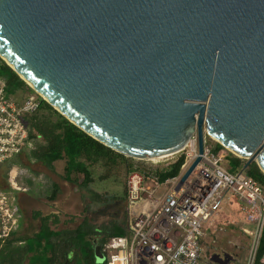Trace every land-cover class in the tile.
<instances>
[{"label": "water", "instance_id": "water-1", "mask_svg": "<svg viewBox=\"0 0 264 264\" xmlns=\"http://www.w3.org/2000/svg\"><path fill=\"white\" fill-rule=\"evenodd\" d=\"M0 58L126 158L175 155L196 136L181 186L206 138L264 173V0H0Z\"/></svg>", "mask_w": 264, "mask_h": 264}, {"label": "built area", "instance_id": "built-area-1", "mask_svg": "<svg viewBox=\"0 0 264 264\" xmlns=\"http://www.w3.org/2000/svg\"><path fill=\"white\" fill-rule=\"evenodd\" d=\"M36 95L18 105L6 95V82L0 76V166L23 153L29 139L25 117L40 109ZM205 144L200 163L185 182V174L198 158V141L193 137L180 153L185 157L180 174L160 182L152 173L165 166L135 169L127 181V234L113 237L101 246L107 264H236V256L204 254L203 224L217 215L223 198L231 194L238 199L252 229L240 228L248 241L246 263L254 264L264 225V189L243 172L230 174L222 159ZM164 158L154 159L163 160ZM153 161V160H152ZM12 188L21 191L18 181ZM17 230L13 204L0 191V247Z\"/></svg>", "mask_w": 264, "mask_h": 264}, {"label": "trees", "instance_id": "trees-1", "mask_svg": "<svg viewBox=\"0 0 264 264\" xmlns=\"http://www.w3.org/2000/svg\"><path fill=\"white\" fill-rule=\"evenodd\" d=\"M0 76L6 82L7 97L13 99L18 105H22L26 99L33 95H36L41 103L38 112L25 117L29 130L27 143L34 142L39 137L44 141L43 144L37 145L30 152V159L42 163L52 171H54L56 162L64 161L63 179L79 189L87 191L94 205L110 204L111 198L102 196L90 189L93 177L87 163L94 165L104 162L109 170L111 167H115L119 160H122L128 174L135 169L146 171L144 167H135L129 162L131 159L105 147L62 117L22 81L1 58ZM24 96L26 97L23 102H17ZM54 116L56 119L52 118ZM222 151L225 149L218 143L211 147V152L215 156ZM225 162L227 163L226 170L230 174L243 172L247 177L257 181L264 189V173L256 163L251 164L244 171L243 167L246 161L230 152H228ZM184 163L185 157L178 156L173 162L153 170L152 173L160 182H165L177 177ZM106 178L105 175L101 179ZM58 193L59 186L54 184L49 199L55 200ZM125 195L127 196V191ZM34 218L40 220V231L24 247L15 246L13 237L1 246L0 264H25L27 260H30L29 264H96L95 241L102 246L113 237L127 234V228L124 226H114L109 231H93L87 223H83L73 230H54L52 225L59 223L57 216H43L41 213H35ZM229 228L233 229V226L231 225ZM209 233L212 231L209 230ZM97 234L102 238L99 236L100 238L95 239ZM31 255H34V258H31ZM254 264H264V225Z\"/></svg>", "mask_w": 264, "mask_h": 264}, {"label": "rangeland", "instance_id": "rangeland-1", "mask_svg": "<svg viewBox=\"0 0 264 264\" xmlns=\"http://www.w3.org/2000/svg\"><path fill=\"white\" fill-rule=\"evenodd\" d=\"M25 97L18 99L17 102H23ZM42 113L48 114L47 112ZM52 118L56 119L55 116ZM43 142V139L39 137L34 142L27 143L18 161L7 162L0 166V191L8 196L9 202L13 204L14 196L19 195V198H23L19 199L18 204L24 212L40 211L46 214H55L60 222L58 225H52L54 230L75 229L83 223H87L93 231H109L114 226L127 228L128 200L125 192L129 174L123 161L119 160L118 164L109 170L104 162L94 165L87 163L93 177L90 189L102 196L111 198L110 204L94 205L87 191L79 189L63 179L64 161L56 163L55 170L52 171L42 163L30 159V152ZM215 143V141L207 139L209 148ZM227 155V150L217 155L218 158L222 159L221 165L225 169L227 167L225 162ZM178 156L181 155L153 161L131 159L129 162L137 168H156L173 162ZM105 175L107 178L101 179ZM15 180L22 188L21 191L12 188V182ZM54 184L59 186V193L55 200H50L49 195ZM242 208L238 199L231 194L223 198L217 215L203 224V232L206 234L202 240L204 254H228L232 256L243 254L241 260H238L236 264L246 263L249 243L243 239L240 228L252 229L254 225L247 221ZM231 225L233 229L229 228ZM35 229L38 230V226ZM209 230L212 233H209ZM99 236L97 234L95 239ZM100 237L102 238V236ZM95 261L96 264H107L105 255H103L102 260L95 256Z\"/></svg>", "mask_w": 264, "mask_h": 264}, {"label": "crops", "instance_id": "crops-1", "mask_svg": "<svg viewBox=\"0 0 264 264\" xmlns=\"http://www.w3.org/2000/svg\"><path fill=\"white\" fill-rule=\"evenodd\" d=\"M61 162V161H59ZM58 163V162H56ZM54 164V170H55V165ZM65 164L63 167V172H64ZM13 192V190L11 189ZM17 193V192H16ZM19 193V192H18ZM23 197L19 198V195L14 196L13 198V206L15 209V214L17 217V230L15 235L13 236L12 240H14L15 246H21L24 247L29 240H31L39 231L41 227V223L39 219L34 218L35 213H41L43 216H56L55 214H46L45 212H40V211H34V212H24L20 207H19V199H22ZM60 222V220H59ZM59 224V223H58ZM56 224V225H58ZM38 226V230L35 229V227ZM80 226V225H79ZM78 226V227H79ZM76 229V228H75ZM73 230V229H70ZM31 258H34V255L30 256ZM30 260H27L25 264H29Z\"/></svg>", "mask_w": 264, "mask_h": 264}, {"label": "flooded vegetation", "instance_id": "flooded-vegetation-1", "mask_svg": "<svg viewBox=\"0 0 264 264\" xmlns=\"http://www.w3.org/2000/svg\"><path fill=\"white\" fill-rule=\"evenodd\" d=\"M21 155H22V154H21ZM21 155L14 157V158L11 159L9 162L18 161V160L20 159Z\"/></svg>", "mask_w": 264, "mask_h": 264}, {"label": "bare ground", "instance_id": "bare-ground-1", "mask_svg": "<svg viewBox=\"0 0 264 264\" xmlns=\"http://www.w3.org/2000/svg\"><path fill=\"white\" fill-rule=\"evenodd\" d=\"M164 158V157H163Z\"/></svg>", "mask_w": 264, "mask_h": 264}]
</instances>
